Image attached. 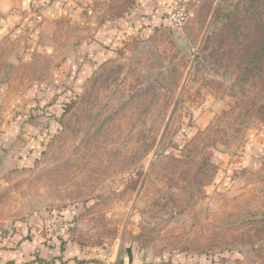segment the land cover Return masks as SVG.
Wrapping results in <instances>:
<instances>
[{
	"label": "rangeland",
	"instance_id": "obj_1",
	"mask_svg": "<svg viewBox=\"0 0 264 264\" xmlns=\"http://www.w3.org/2000/svg\"><path fill=\"white\" fill-rule=\"evenodd\" d=\"M30 2L0 28L1 229L264 264V0Z\"/></svg>",
	"mask_w": 264,
	"mask_h": 264
},
{
	"label": "crops",
	"instance_id": "obj_2",
	"mask_svg": "<svg viewBox=\"0 0 264 264\" xmlns=\"http://www.w3.org/2000/svg\"><path fill=\"white\" fill-rule=\"evenodd\" d=\"M31 0H0V28L7 29V20L21 16L20 11L30 8ZM27 8V9H25ZM25 14H23L24 16ZM67 220V218H66ZM0 220V264H114L105 250L89 249L68 238L46 239L36 231L6 232L1 229ZM67 221V225H68ZM115 264H118L117 262Z\"/></svg>",
	"mask_w": 264,
	"mask_h": 264
},
{
	"label": "built area",
	"instance_id": "obj_3",
	"mask_svg": "<svg viewBox=\"0 0 264 264\" xmlns=\"http://www.w3.org/2000/svg\"><path fill=\"white\" fill-rule=\"evenodd\" d=\"M186 19L185 8L179 5L170 15V21L174 27H180L184 24ZM67 227V220L61 211L54 212L52 217L42 225L40 231L44 232L43 237L46 239H54L61 237Z\"/></svg>",
	"mask_w": 264,
	"mask_h": 264
},
{
	"label": "water",
	"instance_id": "obj_4",
	"mask_svg": "<svg viewBox=\"0 0 264 264\" xmlns=\"http://www.w3.org/2000/svg\"><path fill=\"white\" fill-rule=\"evenodd\" d=\"M0 165H1V159H0ZM127 255H128V261L129 263H133V251H132V247H128L127 248Z\"/></svg>",
	"mask_w": 264,
	"mask_h": 264
}]
</instances>
